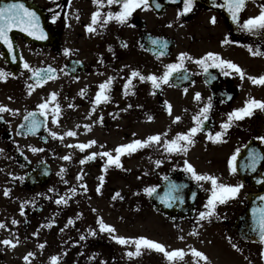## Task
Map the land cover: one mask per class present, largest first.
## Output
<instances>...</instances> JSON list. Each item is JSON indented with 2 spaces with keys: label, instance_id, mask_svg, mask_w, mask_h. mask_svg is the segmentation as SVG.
Masks as SVG:
<instances>
[{
  "label": "flooded vegetation",
  "instance_id": "flooded-vegetation-1",
  "mask_svg": "<svg viewBox=\"0 0 264 264\" xmlns=\"http://www.w3.org/2000/svg\"><path fill=\"white\" fill-rule=\"evenodd\" d=\"M26 1L37 5L46 38H37L39 33L35 40L11 37L15 59L0 42V69L12 73L0 80V104L16 110L0 112V223L4 225L0 241L10 239L15 245L0 243V264H52V256L58 257L55 264H170L155 249L142 248L139 256L126 255L135 251V244H120L112 239L114 235L144 236L165 245L166 250L183 249L184 258L175 264H202V260H194L190 249L199 248L204 238H211L217 256L220 245L215 239L221 237L227 245L243 248L246 264H264L260 240L242 241L233 228L235 218L246 207L247 195L255 191L241 181L237 155L252 137H264V110L255 109L253 115L234 120L226 130L221 128L228 113L242 107L245 100L264 101V85H254L247 76L241 79L234 72L224 75L215 67L205 72L196 63L205 53L215 52L238 64L247 75L264 73V55L253 56L245 47L264 52V30L250 33L240 27L259 13L264 0H246L238 22L219 6L224 0H193L192 10L180 16L177 12L183 8V0H149L148 8L135 9L123 23L114 18L105 22L109 11L120 10L107 0L102 6L93 0H22ZM98 8L95 30L89 32L86 25L92 23V13ZM226 38L228 42L222 43ZM65 48L70 49L67 55ZM182 52L192 59H184V67L168 83L154 88L151 80L137 76L125 89L133 70L144 77H161L165 66L178 62ZM21 58L29 69L23 67ZM49 66L56 70L54 78L38 83L30 69ZM109 77L113 78L109 99L94 105L99 85ZM29 85L34 86L31 91ZM53 92L57 94L54 100L50 99ZM196 93H200L198 100ZM210 98L207 119L199 117L204 122L194 142L186 151L166 152L164 142L194 127L193 117ZM45 101L46 115L38 108ZM57 105L60 112L53 123ZM29 112L40 121L34 132L28 130L25 120ZM176 116L179 121L174 120ZM69 130L76 135H66ZM52 132L57 135L53 137ZM216 132H222L219 140L208 139ZM156 134H160L159 142L121 155V167L105 168L107 157L101 155L80 163L91 153L115 155L118 145ZM93 140L83 150L75 147ZM259 144L264 150V140L259 139ZM66 155L69 160L62 159ZM157 160L162 162L156 164ZM185 161L198 174L215 176L219 183L242 184L238 196L217 203L213 216L198 219L200 212L207 211L212 184L193 179ZM172 185L177 187L171 195L178 198L165 202ZM149 187L155 188L151 195L144 191ZM61 197L67 203L57 204ZM98 218L115 231H101ZM29 252L33 255L25 261Z\"/></svg>",
  "mask_w": 264,
  "mask_h": 264
},
{
  "label": "snow or ice",
  "instance_id": "snow-or-ice-1",
  "mask_svg": "<svg viewBox=\"0 0 264 264\" xmlns=\"http://www.w3.org/2000/svg\"><path fill=\"white\" fill-rule=\"evenodd\" d=\"M154 2V0H153ZM94 4H97L99 6H102L103 0H93ZM113 3H116L119 5L120 10L117 12H111L109 11L107 15L104 17L105 22L111 19H116L118 22L123 23L125 22L128 17L133 13V11L137 8H140L143 6L144 8L149 7V0H107V4L112 5ZM193 6V0H183V8L181 10H178L177 16H180L182 14L188 13L192 10ZM222 8H226L227 11L230 13L231 19L234 22H238L239 13L243 10V8L246 6V0H224L222 4L219 5ZM156 7L159 8L160 5L156 4ZM59 13H56L52 16V20L55 21ZM99 17V8L97 11L92 13L91 21L92 23L89 25H86V30L89 32L94 31L93 25L97 22V19ZM212 22L215 23V17L212 18ZM240 27L250 33H259L260 31L264 30V4L260 5V11L258 14L254 16H250L249 18L245 19L243 21V24L240 25ZM13 29H20L23 32H26L30 36H37V33H39L37 38L44 39L46 38V35L43 31V29L39 25V17L37 16L36 12L25 5V3L22 2V0H7V2H3V0H0V42H2L4 45L7 46L8 52L10 55H13V59H15L14 56V46L12 39L9 35V33ZM227 38L222 43H226ZM153 43H156V41H153ZM166 43V42H165ZM245 47L248 48V51L253 56L256 55H264V52H261L259 48L256 50H253V48L250 45H245ZM70 49L65 48L64 53L65 55L69 54ZM184 59H192L188 55V53H180L178 56V62L168 64L165 66L166 70L161 77H157L155 75H148L147 77L141 76L140 73L136 70H133L128 78V81L125 83L124 87L125 89H128L131 85V81L133 77L139 76L140 79H148L151 80L153 83L154 88H159L160 83H168L169 77L172 76V74L179 69H182L184 67L183 60ZM23 62V58H21ZM196 63L200 64L204 71L207 72L208 68L215 67L219 68L224 75H230L233 72L236 74H239L241 79H244L245 76H247V79L251 81L254 85H264V73L253 76V75H247L245 70L241 68L238 64L234 63L231 60L223 59L218 53L215 52H207L204 56L198 58L196 60ZM23 67L25 69H29L30 66L27 62H23ZM32 71V76L37 80L38 83H43L45 80H50L54 78L55 69L51 68L49 66L47 69H30ZM230 70V71H229ZM12 75V73H5L2 69H0V80H4L7 78V76ZM187 77H185L186 79ZM112 77H109L108 80L102 82L99 85L98 91L96 93V96L93 100V104H98L101 101H106L109 99L107 95L108 88L110 87ZM29 91H31L33 85H29ZM186 91V90H185ZM84 94V89H81V95ZM56 93L53 92L50 95V99L54 100L56 97ZM195 99L200 98V93L195 94ZM167 104V102H165ZM48 107V102L45 101L38 105V108L41 112V114L46 115V109ZM69 107H72V105H69ZM211 107V98L209 99V103L206 104L201 110L200 113L197 116L193 117V120L196 122L195 126L188 129L186 133H177V135L171 139L166 140L164 142V150L166 152H182L186 151L188 145L192 144L193 137L196 135L198 131L201 130V126L203 125V120L199 117L202 115L204 119H207V113L208 110ZM255 109H262L264 110V101L258 100L255 98H249L245 100L244 105L242 107L233 109L232 112L228 113V119L227 121L223 122L221 125L222 130H226L229 128L234 120H240L244 117L253 115V111ZM15 112L16 110L8 108L6 105L0 104V112ZM168 111L171 112V106L168 105ZM60 112L59 105L55 108V114L52 117V122H57V115ZM3 117L0 116V120H2ZM148 119H152L151 116L148 117ZM25 120L28 122L27 127L29 131H35L40 126V121H38L35 118V113L29 112L25 116ZM175 121H179L180 117L176 116L174 118ZM21 128L24 127V125L20 126ZM85 127H88L87 125ZM19 134V133H18ZM68 136H75L76 133L74 131L69 130L67 133H65ZM51 135L55 137L57 133L52 132ZM222 132H216L213 136L212 134H209L208 139L217 141L221 138ZM259 139L264 140V137H260ZM160 141V134L151 135L147 137L146 140H139L135 139L127 144H121L118 145L115 148V155H113L111 152H103V153H91L90 155L85 156L83 159H81L80 163L84 164L85 161L93 159L97 155H101L104 157H107L106 163L104 167L106 168L108 165H115L116 167H121L120 157L123 154L126 153H132L135 152L138 148L145 146L146 144H149L150 142H159ZM183 141L184 143H181ZM95 141H88L87 143H79L75 145V147L83 150L85 148H88L90 145L94 144ZM33 151H39L40 149H32ZM251 157V164L250 167L255 168L256 163L260 159V157L255 153H250ZM64 160H69L70 156H64L62 157ZM235 159V154L230 159L229 164L231 167L232 160ZM162 161L157 160L156 164H160ZM185 169L192 174V178L195 180H209L211 181L212 188H211V194L208 197L207 203L205 207L207 208V211H202L199 213L198 219H205L207 217H211L215 214V207L217 203H225L229 199H233L238 196L240 189L242 188V184L237 183L235 185L231 184H224L219 183L217 178L212 175L208 174H198L193 166L185 161ZM232 171H235V168H231ZM63 171V169H61ZM79 178V177H78ZM23 179V178H21ZM101 184L103 183L104 177L103 175L99 177ZM176 185H172L169 192L165 194V202L169 199H176L178 197H173L171 195V191L176 189ZM74 191V189H73ZM144 191L151 195L154 191V187L145 188ZM97 192H100V185L97 186ZM8 190H5L4 195L7 196ZM116 196H119V193L116 194ZM115 199V196L113 197ZM258 200L264 202V195L257 197ZM57 204L60 203H67V201L61 197L56 201ZM23 211V209H21ZM253 225L252 230L256 231L259 235L260 243L264 245V203H262L258 207H253ZM13 224H16L17 221L13 220ZM69 223H72L71 219L69 220ZM97 223L99 224L101 231H108V232H114L115 229L112 225L107 224L103 222L102 219L98 218ZM4 225L0 223V227H3ZM95 234V233H92ZM83 238V237H81ZM183 239V237H180ZM113 240H116L120 244H127V243H134L135 244V251L127 252L126 255L128 256H139L141 254L142 248H148V249H155L159 252H162L165 257L168 259L170 264H175V261L182 260L184 258V250L183 249H172V250H166L165 245L151 240L144 236L134 237V238H128L124 236H112ZM0 243H3L5 245L9 246H15L13 244V241L10 239H5L3 241H0ZM40 247H43V245H40ZM233 248L236 247L235 244L232 245ZM190 252L194 258V260H204L207 261L208 257L203 253L202 251H199L195 248H191ZM33 255V253L29 252L27 253L23 259L25 261H28L29 258ZM261 257L264 258V249L261 250ZM57 256H52L51 261L52 264H55L57 261Z\"/></svg>",
  "mask_w": 264,
  "mask_h": 264
},
{
  "label": "water",
  "instance_id": "water-1",
  "mask_svg": "<svg viewBox=\"0 0 264 264\" xmlns=\"http://www.w3.org/2000/svg\"><path fill=\"white\" fill-rule=\"evenodd\" d=\"M27 7L35 9L30 4H25ZM10 36H14L15 32L11 31ZM260 144H257V139H252L244 147L243 152L238 157V172L242 182H247L257 188V192L249 194L247 196V208L239 215L234 222V228L237 230L238 235L243 240L255 241L259 239V235L256 231L252 230L253 225V207H258L262 201L258 200L257 197L264 195V167H262L263 155H260ZM255 152L260 159L255 165V168L250 167L251 157L250 153ZM244 159L248 161L244 164Z\"/></svg>",
  "mask_w": 264,
  "mask_h": 264
},
{
  "label": "rangeland",
  "instance_id": "rangeland-1",
  "mask_svg": "<svg viewBox=\"0 0 264 264\" xmlns=\"http://www.w3.org/2000/svg\"><path fill=\"white\" fill-rule=\"evenodd\" d=\"M210 230V229H209ZM214 231V230H211ZM211 238H204L202 245H199L197 250L202 251L208 257L207 261L202 260V264H246L244 254L241 250L233 248L231 245H227V242L218 237L215 241L220 245L218 255L216 256L215 244H211ZM238 246L240 245L238 241H235ZM228 248V249H227ZM224 252V253H223ZM210 256H215V259H210Z\"/></svg>",
  "mask_w": 264,
  "mask_h": 264
}]
</instances>
